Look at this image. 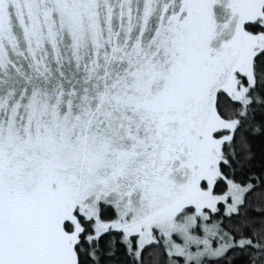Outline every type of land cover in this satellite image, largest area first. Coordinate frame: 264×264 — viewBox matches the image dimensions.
Listing matches in <instances>:
<instances>
[{"label":"snow or ice","instance_id":"6c2138e0","mask_svg":"<svg viewBox=\"0 0 264 264\" xmlns=\"http://www.w3.org/2000/svg\"><path fill=\"white\" fill-rule=\"evenodd\" d=\"M0 264H264V0H0Z\"/></svg>","mask_w":264,"mask_h":264}]
</instances>
